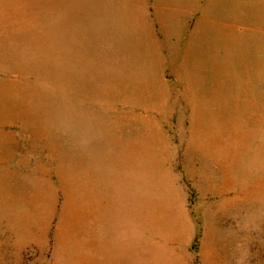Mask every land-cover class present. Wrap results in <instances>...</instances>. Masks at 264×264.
<instances>
[{
	"label": "rangeland",
	"instance_id": "rangeland-1",
	"mask_svg": "<svg viewBox=\"0 0 264 264\" xmlns=\"http://www.w3.org/2000/svg\"><path fill=\"white\" fill-rule=\"evenodd\" d=\"M146 1L0 0V264H88L85 200L71 204L60 176L72 133L81 166L87 133L100 130L113 185L132 194L126 184L142 181L143 212L158 211L143 219L153 253L140 254L135 199L119 209L112 197L120 244L94 264H207L202 238H222L221 227L243 248L226 251L229 263L237 252L264 264V0H207L209 16L231 24L180 49L158 41ZM228 172L233 195L261 193L239 219L221 212Z\"/></svg>",
	"mask_w": 264,
	"mask_h": 264
},
{
	"label": "crops",
	"instance_id": "crops-1",
	"mask_svg": "<svg viewBox=\"0 0 264 264\" xmlns=\"http://www.w3.org/2000/svg\"><path fill=\"white\" fill-rule=\"evenodd\" d=\"M213 3L214 2L212 1L210 10L213 7ZM143 6L147 7L145 11L148 12V19L151 20V24L155 29L153 33L158 41L164 42L167 40L169 43H172L171 41L178 42L177 45H174L177 49H180L179 43L190 37L191 34H195L196 36L200 35L201 40H199L198 43L202 42V39L205 38L202 36H206V28L208 25L228 26L231 24L228 22V17H226V20H223L224 18L222 17V21H219L218 23L216 22L214 16L210 17L208 14L207 0H147ZM225 10L229 12L228 8ZM197 41L198 40H194V43ZM196 46L199 49L200 44L198 45L196 43ZM168 50V45L166 47L162 44L159 57L162 59L163 69L160 73L162 77H160L157 85L160 83L164 84L167 81L166 65L168 57H170ZM199 53L200 55L203 54L200 50ZM207 53L209 52H204V54ZM213 69L214 70H212V72L214 73V79L212 81L217 88V69H215V67ZM182 118L186 120L185 123H189L191 120L189 115H183ZM78 134L79 133L77 131L72 133L71 171L70 168L69 171L65 169V175L60 176V185L63 187L65 183L69 182V196H67V199L71 202V204H75L74 200L78 198L85 200V209H79L85 210L86 212L88 264H94V260L98 259L100 256H102L105 260V258L110 256L113 245L115 243H117V246L120 244V242H117L112 236V197L114 201L118 203L119 209L122 208V206L125 207L124 200L128 199V196L131 198L134 197L136 203L134 207L136 243L137 241L139 242L140 254H142L144 249H148V245H143V219L144 217L147 219H150L149 217L156 218L158 210L155 208L156 212H154V209H151L150 214L143 212L141 189L142 181L139 183L136 179L134 185L126 184V188L127 186L134 187L133 191H131L132 194L126 191L127 189L122 190L119 182H116L115 185H113L111 177V151L109 137L105 131H90L87 133L86 147L81 150V156L84 155L82 159H85V162L80 163L82 164L80 166L78 163L80 151L79 147L76 145L79 140ZM170 146L171 145L169 143V147ZM133 153L136 155L134 156V159L137 160L138 156L136 150H133ZM230 175L231 173L228 172V176L225 178L226 184L224 192L221 196L222 199L224 198L221 202V212L230 217L239 219L240 211L243 216L245 213L248 214L250 210V199L252 198L253 200L254 198L259 197L261 193L258 194L259 196H255V194L251 195L249 194V189H247L244 190L241 195L240 193L233 195L232 187L230 189V185L233 183L231 180L229 183ZM51 181H53L52 177ZM138 229L139 233H141V237L139 238L137 237V234H139ZM245 232L246 230L243 233L245 234ZM146 233L149 237L151 234H154L152 229H147ZM219 234L222 238L217 237L214 239V237H211L210 232L206 229L202 238L200 255L205 257V263L207 262V264H231L229 263V254H227L226 251H238L243 249L240 243L239 231L233 230L232 227L231 230L226 231L221 227ZM149 240H146L147 242L145 241V243H149ZM214 247L219 251L212 250ZM154 248L155 245L150 244V250L148 249L147 253H153L152 251ZM118 249H121L120 246ZM183 253L187 257V252L185 250ZM216 253H219L220 255L217 256ZM238 257L239 254L237 252L232 253V264H248L246 261L239 259ZM147 258L149 259L148 256Z\"/></svg>",
	"mask_w": 264,
	"mask_h": 264
}]
</instances>
